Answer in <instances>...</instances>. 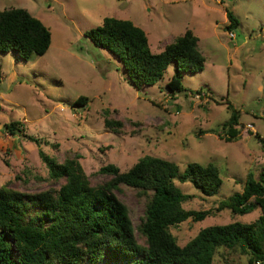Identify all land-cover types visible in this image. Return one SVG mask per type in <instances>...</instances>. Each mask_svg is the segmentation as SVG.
Segmentation results:
<instances>
[{"label": "rangeland", "instance_id": "rangeland-1", "mask_svg": "<svg viewBox=\"0 0 264 264\" xmlns=\"http://www.w3.org/2000/svg\"><path fill=\"white\" fill-rule=\"evenodd\" d=\"M11 8L41 20L52 43L44 56L30 61L15 51L0 52V188L28 195L59 190L66 180L50 177L40 152L59 164L79 155L92 186L111 179L100 173L102 167L113 164L127 172L145 156L174 162L181 171L191 162L212 163L223 181L216 195L206 197L190 183L176 182L192 196L186 210L214 212L202 222L189 219L171 227L178 244L185 246L213 225L258 219L260 210L239 216L217 208L243 191L249 173L258 178L264 170V0H0V11ZM227 10L240 22L234 38L225 31ZM108 17L142 28L153 53L192 30L206 60L204 71L183 74L184 93L171 94L167 87L173 64L156 85L135 89L122 63L85 36ZM81 96L87 105L75 106ZM229 105L240 114L234 142L221 136L231 117ZM106 120L122 127L107 128ZM10 122H20L43 143L5 132ZM115 193L145 246L139 227L147 197L125 185ZM97 264L117 263L106 256ZM214 264L250 262L239 250L220 248Z\"/></svg>", "mask_w": 264, "mask_h": 264}, {"label": "trees", "instance_id": "trees-1", "mask_svg": "<svg viewBox=\"0 0 264 264\" xmlns=\"http://www.w3.org/2000/svg\"><path fill=\"white\" fill-rule=\"evenodd\" d=\"M227 19L225 31H236L240 22L231 10H227ZM85 36L122 63L129 83L137 90L156 85L173 64L174 74L167 87L171 94L184 93L183 74L205 69L199 38L190 29L160 53L151 52L146 32L129 20L105 18ZM51 43L50 28L27 10L0 11V52L15 51L19 59L30 61L44 56ZM87 103L88 98L81 96L74 105ZM228 108L231 117L222 125L221 136L234 142L240 136V114L231 105ZM105 125L122 127L120 121L106 120ZM22 127L20 122H10L4 131L37 145L43 143ZM40 157L52 179L66 182L57 191L35 195L0 188V264H97L106 256L117 264H214L220 248L239 250L249 257L250 264H264V170L258 178L249 173L243 191L217 208L218 212L229 209L239 216L260 210L257 220L204 228L181 247L170 228L189 219L202 222L214 212L186 210L183 205L192 196L183 193L176 182L190 183L204 196H214L223 184L214 164L191 162L181 171L174 162L145 156L127 172L113 164L102 167L100 173L111 179L92 186L79 155L62 164L43 152ZM121 185L148 199L139 227L145 246L138 243L128 207L115 193Z\"/></svg>", "mask_w": 264, "mask_h": 264}, {"label": "built area", "instance_id": "built-area-1", "mask_svg": "<svg viewBox=\"0 0 264 264\" xmlns=\"http://www.w3.org/2000/svg\"><path fill=\"white\" fill-rule=\"evenodd\" d=\"M230 36L233 37V38L235 37L234 31L230 33ZM257 264H260V262H257Z\"/></svg>", "mask_w": 264, "mask_h": 264}]
</instances>
